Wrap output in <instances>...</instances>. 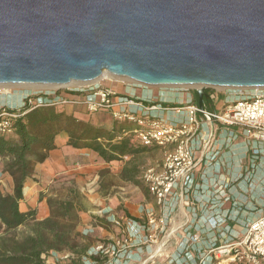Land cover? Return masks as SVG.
I'll return each mask as SVG.
<instances>
[{"label": "water", "instance_id": "water-1", "mask_svg": "<svg viewBox=\"0 0 264 264\" xmlns=\"http://www.w3.org/2000/svg\"><path fill=\"white\" fill-rule=\"evenodd\" d=\"M264 90V0H0V85Z\"/></svg>", "mask_w": 264, "mask_h": 264}, {"label": "crops", "instance_id": "crops-1", "mask_svg": "<svg viewBox=\"0 0 264 264\" xmlns=\"http://www.w3.org/2000/svg\"><path fill=\"white\" fill-rule=\"evenodd\" d=\"M207 94L209 97L205 98L204 106L211 111L222 110L240 97V93L226 90L209 91ZM137 97L143 100L152 98L154 104L160 103L164 106H183L190 98L198 104L197 93L192 90L188 92L182 89L160 91L149 89L142 93L137 91ZM213 98L223 100L222 109L218 108ZM17 103L18 100L10 101L8 105ZM3 104L7 103L0 101V106ZM62 109L69 115L74 114L77 118L85 120L77 116V112L83 111L80 108ZM153 114L172 122L185 119V115L172 112ZM96 125L112 128L103 123ZM132 125L136 129L137 126L133 123ZM67 142L68 136L65 134L56 138L55 150L49 153V158L43 164L36 167L34 177L27 182L23 191L22 206L24 210L35 209L42 218H46L49 210L44 202L39 203V195L47 192L56 179L63 176L78 177L81 185L85 183L84 181L88 183L91 180L100 184L102 173L118 170L119 186H114L113 189H119L123 193L112 194L109 189L104 188V194L99 195L92 203L97 209L81 216L79 243L81 248H86L80 259L81 264H102L97 257L90 256L94 247L102 243L101 236L107 235L104 239L111 234L112 237H120L122 235L120 231L123 229L131 233L129 222L141 224L144 220L147 223L146 214L150 210L155 212L157 219L165 221V229L160 232L159 224L152 225L148 227L150 232L140 234L139 240L145 241L150 233H157V242L141 243L140 246L121 254L118 260L114 262L109 260L103 264H217L215 256L217 249L238 243L246 235L249 226L264 215V145L261 144L259 147L262 153L254 155L247 146L243 130L238 127L217 124L203 126L198 135L200 144L195 155L198 163L195 189L190 193H182L181 189H177L176 195L164 208L156 204L143 180L146 169L162 168L161 149L153 147L152 152L148 154L149 156L155 151L160 152L162 159L159 164L156 162L152 167L146 165L141 181L146 187L147 194L145 192L141 194L136 193L137 189L141 190L138 186L120 178L125 162L107 164L98 160L89 150L74 149L68 146ZM70 156L76 158L74 163L67 161ZM3 169L4 163L0 158L1 190L3 193L11 194L14 188L13 180ZM92 217H97L100 221L91 222ZM116 219L119 220L120 227L114 226ZM201 253H204L203 256ZM67 254L73 259L71 253H51L52 264H70V259H63Z\"/></svg>", "mask_w": 264, "mask_h": 264}, {"label": "built area", "instance_id": "built-area-1", "mask_svg": "<svg viewBox=\"0 0 264 264\" xmlns=\"http://www.w3.org/2000/svg\"><path fill=\"white\" fill-rule=\"evenodd\" d=\"M125 83L127 84L124 92H117L110 87L100 85L66 87L61 91L55 88L43 92H24L20 95L21 104L18 108L8 104L0 106V135L9 136L14 133V120L21 116L20 113L24 108H29L30 111L39 107L79 106L90 113L108 111L116 121L129 122L137 126L133 134L138 144L149 148L156 147L163 151L162 168L160 170L148 168L143 174L144 183L160 208H164L170 199H173L177 189H181L182 193H190L195 189V172L198 165L195 155L196 148L200 144L198 135L204 125L238 127L243 130L247 146L253 154L262 153L259 147L261 144L264 145L263 90H238L240 97L237 100L227 104L222 110L211 111L205 106L199 108L191 98L183 106L154 104L152 98L143 100L137 97V87L143 85L124 80ZM172 88L196 92L193 87ZM215 90L227 89H206L207 92ZM10 94L12 93L2 95ZM155 112L185 115V119L177 122L167 121L154 115ZM146 215V224L129 222L131 233L128 230L125 238L115 243H99L90 256L106 258L114 262L121 254L140 246L141 243H156L157 233H150L145 241L139 240L141 233L149 231L150 226L157 225L153 210L148 211ZM164 229L165 221L159 219L158 230L161 232ZM215 256L217 264L264 263V215L249 226L242 240L233 246L217 249ZM70 258L69 254L63 257L64 260Z\"/></svg>", "mask_w": 264, "mask_h": 264}, {"label": "trees", "instance_id": "trees-1", "mask_svg": "<svg viewBox=\"0 0 264 264\" xmlns=\"http://www.w3.org/2000/svg\"><path fill=\"white\" fill-rule=\"evenodd\" d=\"M20 114L14 120V133L0 135L3 171L14 184L11 194L3 193L0 184V264H48L51 253H71L70 264H81L86 248L80 246L79 227L81 216L89 211L87 198L78 188H71L65 198L44 199L41 193L39 203L47 205L48 217L42 218L35 209L24 210L23 191L34 177L36 167L55 150L56 138L65 134L67 145L74 149L89 150L107 164L125 162L120 178L147 194L141 176L145 170L144 159L152 148L135 141V129L129 122L114 120L112 128L107 129L69 115L59 107L30 111L24 108ZM94 220L100 221L92 217L91 222Z\"/></svg>", "mask_w": 264, "mask_h": 264}, {"label": "rangeland", "instance_id": "rangeland-1", "mask_svg": "<svg viewBox=\"0 0 264 264\" xmlns=\"http://www.w3.org/2000/svg\"><path fill=\"white\" fill-rule=\"evenodd\" d=\"M126 84H124V81L120 80V79H113V78H109L107 76H105L103 79L99 80L96 83H93L92 85H86V86H94V85H100L103 87H110L112 89H114L117 92H124V89L126 88ZM129 84V83H128ZM23 88V87H22ZM22 88H18V87H13L11 89V93L9 96L6 95H2L5 94V92H0V101H4L7 104L11 101V102H15L18 100L17 104H14L15 106H17V108L20 106L21 104V94H23L24 92H30V91H35V92H43L45 90H32V89H22ZM73 88V87H72ZM76 88V87H74ZM149 89H153L154 91H160L163 89H180V88H162V87H148V86H138L137 87V91H140L141 93L143 91L149 90ZM64 90V89H63ZM59 91H61V89H59ZM217 91H223V90H217ZM226 91H235V92H239L238 90H226ZM262 91V90H261ZM264 93V90H263ZM20 97V98H19ZM215 100V104L218 106L219 109H222L223 107V100L222 99H218V98H213ZM68 107H73V108H77L83 111L77 112V116H80L81 118L87 120V121H92L95 124H100L103 123L105 125H107L108 127H111L113 125V118L111 115H109L108 111L105 110H101L99 112L96 113H90L89 111H87L85 108L79 107V106H68ZM16 108V107H15ZM60 108V107H59ZM62 109V108H61ZM64 110V109H62ZM172 115H170L171 117ZM162 159V154L160 152H154L153 154H150L149 156L147 155L144 159L145 161V169H146V165H148L147 167H152L153 164H155L156 162L159 164L161 162ZM76 160L75 157L70 156L67 161L70 163H74V161ZM105 174L102 177V182L100 184H97V181L91 180L88 183H86V181H84L85 183H83L82 185L79 184L80 180L78 179V177H68V176H63L60 177L58 179H56L54 181L53 184L50 185L49 189L47 190V192L43 193V195L45 196L44 199L48 198V197H60V198H65L68 195V191L71 188H78L81 193H83L88 201V207H89V211H93L96 210V206H93V201L96 200V198L99 195H103L104 194V188H107L111 191L112 194H116V193H123L121 191H119V189H113L114 186H119V180L117 178L118 176V170H114V171H106L104 172ZM143 174V173H142ZM79 180V181H78ZM143 184V183H142ZM144 188L145 185L143 184ZM141 189V188H140ZM143 190H136V193H141L142 194ZM133 195V193H132ZM136 195V194H135ZM135 197V196H134ZM97 203V202H96ZM140 203V202H139ZM98 215V214H95ZM116 222L114 223V226L120 227L117 223H119V220H115ZM129 222V221H128ZM116 224V225H115ZM146 224L143 220V223L139 224ZM156 224H159V219H157ZM121 225V224H120ZM126 228V227H125ZM123 229V228H122ZM124 230V231H123ZM122 231H120V233L122 234V237H112L111 235H108L107 239L105 235L101 236V242L102 243H106L108 244L109 242L115 243L119 240H122L125 238V235H127L128 231L127 229H123ZM109 237H112L109 239ZM160 240V238L158 239ZM52 256L50 255L49 258L47 259L48 264H52L53 260L51 258ZM99 262L105 263L108 262V259L106 258H101V257H97ZM56 261V260H55Z\"/></svg>", "mask_w": 264, "mask_h": 264}, {"label": "bare ground", "instance_id": "bare-ground-1", "mask_svg": "<svg viewBox=\"0 0 264 264\" xmlns=\"http://www.w3.org/2000/svg\"><path fill=\"white\" fill-rule=\"evenodd\" d=\"M105 76H107V77H109V78H113V79H120V80H122V81H124L123 79H121V78H118V77H114V76H111V75H109V74H107V73H105L104 75H103V77L101 78V79H103ZM100 79V80H101ZM98 82V81H97ZM91 84V83H90ZM90 84H86V85H90ZM92 85V84H91ZM80 86H82V84H78V83H71L68 87L69 88H71V87H80ZM85 86V85H84ZM13 87H18V88H24V89H32V90H35V89H38V90H48V89H55V88H57L56 86H25V85H23V86H20V85H0V92H5V93H10V92H12L11 91V89L13 88ZM22 88V89H23ZM20 98V97H19ZM184 215V214H183ZM185 216V215H184ZM178 225V224H177ZM164 247V246H163ZM152 260H153V258H152Z\"/></svg>", "mask_w": 264, "mask_h": 264}]
</instances>
